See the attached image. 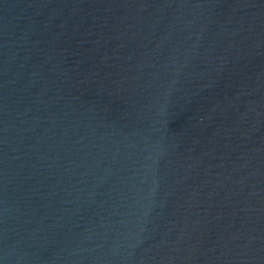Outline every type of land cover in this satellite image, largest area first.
<instances>
[{
  "label": "water",
  "instance_id": "water-1",
  "mask_svg": "<svg viewBox=\"0 0 264 264\" xmlns=\"http://www.w3.org/2000/svg\"><path fill=\"white\" fill-rule=\"evenodd\" d=\"M0 264H264V0H0Z\"/></svg>",
  "mask_w": 264,
  "mask_h": 264
}]
</instances>
